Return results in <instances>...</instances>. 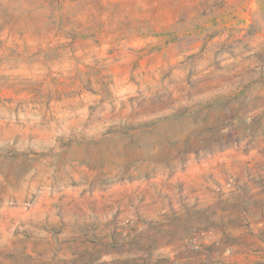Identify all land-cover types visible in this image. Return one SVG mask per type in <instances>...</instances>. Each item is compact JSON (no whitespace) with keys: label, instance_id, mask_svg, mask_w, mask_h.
I'll list each match as a JSON object with an SVG mask.
<instances>
[{"label":"rangeland","instance_id":"obj_1","mask_svg":"<svg viewBox=\"0 0 264 264\" xmlns=\"http://www.w3.org/2000/svg\"><path fill=\"white\" fill-rule=\"evenodd\" d=\"M0 264H264V0H0Z\"/></svg>","mask_w":264,"mask_h":264}]
</instances>
